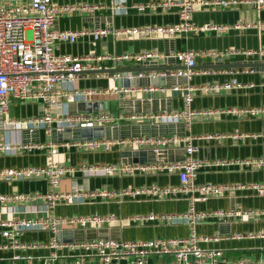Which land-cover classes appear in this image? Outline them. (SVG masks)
Returning <instances> with one entry per match:
<instances>
[{"label": "crops", "instance_id": "crops-1", "mask_svg": "<svg viewBox=\"0 0 264 264\" xmlns=\"http://www.w3.org/2000/svg\"><path fill=\"white\" fill-rule=\"evenodd\" d=\"M57 4L88 3L102 5L93 12L62 15L56 18L54 28L81 30L85 34L77 37L74 42L61 41L57 43V54H70L87 57L89 55H115L121 53H138L141 51H159L167 58L148 60L147 63L135 61H119L103 59L93 61V68L83 69L73 82L79 88L94 89L96 94L84 101L69 103L71 112H81L82 102H108L111 113L176 111L183 108L185 86L198 87L205 83L224 82L236 78L239 86L231 89H221L216 92H203L193 89L190 103L195 111H212L211 114L197 116L189 126L184 122L161 123L123 122L113 134L107 132L105 138L112 139L132 135H172L185 134L192 136V143L197 147L194 156L205 159H223L236 161L229 166H204L198 170L194 179L196 185L203 183L228 184L232 189L219 197H209L194 203L198 211L227 210H257L259 214L243 217L222 219L208 217L199 222L195 231L199 237L198 244L204 249L220 250L218 264H234L238 260L264 262V194H258L251 184L264 182V164L253 167L241 164L239 161L248 158L264 157V112L256 116L243 115L232 111L251 107H264V54L246 53L248 50L264 48V29L258 23L264 22V9H258L254 4L237 3L228 7L203 5L197 7L191 14L190 27H183L175 34L139 36H116L113 30L124 27L170 26L182 24L179 7L159 6L155 10L138 11L132 5L140 2H157L164 0H125L127 9L116 13L109 8L112 0H52ZM209 1V0H205ZM212 25H226L224 31L210 28ZM108 29L103 37L93 38L92 31ZM112 30V31H111ZM179 50H192L195 56L194 73L190 78L185 76L163 75L165 84L159 86L143 85L139 92L125 94L113 91L117 86V74L107 72L116 66L146 67L168 66L177 67L181 63L171 56ZM224 52L225 55H213L210 52ZM86 63V62H85ZM229 65V66H223ZM171 70H166L170 72ZM226 71V72H225ZM232 71V72H230ZM238 71V72H235ZM154 71H144L143 76H151ZM156 72H161L157 70ZM180 85L179 90L171 89ZM163 87V89H160ZM137 88V87H135ZM40 104L25 102L14 96L9 98L8 116L11 118H27L40 113ZM58 132L54 129L48 136L43 129L32 132L25 127L15 129H0L1 135L7 139H19L25 142H44L47 139L60 144L54 160L69 167L91 164L110 163H140L132 161L123 153L132 149L114 147L110 150H87L74 146H63V140H58ZM67 141L72 133L63 134ZM148 151L147 162L176 161L185 157L182 145L162 149L159 153ZM45 163L44 150L22 151L18 154H0V168H21L26 166H42ZM177 174L167 172H145L133 175H86L80 171L66 173L61 179L57 190L68 191L75 185L86 190L142 188L151 185H178ZM47 191L46 179L32 177L25 180H0V193L12 192L36 194ZM197 194V193H196ZM187 194H180L176 199L158 200L149 195L139 194L136 197L123 196L107 198L96 196L86 198L83 202L57 203L50 215L53 217H69L75 215H112L117 222L88 226L86 228L62 226L57 242L67 243L72 239H84L87 235L100 236L95 238H112L123 240H147L155 237H185L189 234V225L183 220L167 221H135L130 217L154 213L179 214L188 208ZM29 208V210L26 209ZM13 204H0V220L9 218L44 217V203L41 200H31L17 206L13 212ZM0 227V231H1ZM241 235V236H240ZM53 233L47 229L26 230L15 240L19 243L44 244L21 249L13 246V238H5L0 233V264H27L28 259L13 260L15 254L30 256L33 264H42L43 257L56 252L55 264H73V254L67 248L55 249L50 246ZM57 237V236H55ZM172 256L153 254L147 258L146 264H171ZM87 264H96L94 259ZM111 264H127L125 259L114 260Z\"/></svg>", "mask_w": 264, "mask_h": 264}, {"label": "built area", "instance_id": "built-area-1", "mask_svg": "<svg viewBox=\"0 0 264 264\" xmlns=\"http://www.w3.org/2000/svg\"><path fill=\"white\" fill-rule=\"evenodd\" d=\"M239 3L254 4L258 9H264V0H164L157 2H140L132 5L138 11L145 9L155 10L159 6L179 7V15L182 24L170 26H142L124 27L113 30L116 36H139L147 37L153 35H172L183 27H190L192 12L199 6L228 7ZM102 5L96 4H57L52 0H0V129H15L25 127L32 132L35 129H43L50 136L54 129L82 128L97 126H118L123 122H152L179 123L184 122L189 126L197 114L207 115L212 111H195L191 109L190 103L193 98V89L203 92H216L221 89H231L239 86L237 79L231 78L224 82H213L199 85L198 87L185 86L183 95V108L176 111H149V112H126L119 111H92L90 113H70L69 103L84 101L85 98L97 93L94 89L79 88L73 84L79 73L85 68H93L92 62L109 58L116 62L135 61L145 63L148 60H162L167 58L159 51H141L138 53H121L115 55H89L87 57L73 56L70 54H57L55 51L57 43L61 41L74 42L75 39L85 31L56 29L54 23L57 17L62 15H73L76 13L93 12ZM109 8L116 13H122L127 9L125 0H112ZM259 28L264 29V22L258 23ZM210 28L224 31L226 25H212ZM112 31V30H111ZM110 30L98 29L92 31L93 38L98 39L106 35ZM246 53L264 54V48L259 50H248ZM210 54L224 52L215 51ZM197 52L192 50H179L171 56L184 65L185 69H175L170 72H152L151 76H185L190 78L194 73L195 56ZM86 62V63H85ZM226 72V71H225ZM232 72V71H230ZM238 72V71H235ZM142 75H144L142 73ZM180 85L171 87L179 90ZM142 88H120L113 93H135ZM160 89H163L161 87ZM14 96L25 102L35 101L40 104V113L27 118H11L8 116L9 98ZM236 113L256 116L264 112V107H251L244 109H233ZM189 135H138L126 138H92L73 139L62 143L63 146H74L75 148L87 150H110L114 147L120 149L149 150L159 153L162 149L182 145L185 157L176 161H155L150 163H110L91 164L69 167L54 160L58 153V143L47 139L44 142H25L19 139H7L0 133V154H18L22 151L44 150L45 163L42 166H26L21 168H0V180H25L32 177H43L46 179L47 191L36 194L12 192L0 193V204H13V212L17 213L19 204H26L31 200H41L44 203V217L9 218L0 220V233L2 237L13 238V246L21 249L33 246H44V244L19 243L16 236L26 230L47 229L53 233L50 246L55 249L67 248L69 251H77L73 254V264H87L91 259L96 264H111L114 260L125 259L127 264H146L147 258L153 254H167L172 256L171 264H218L221 256L220 250L204 249L198 244L199 237L195 227L203 219L217 217L230 219L257 215V210H227L218 209L214 211H198L194 203L197 200H206L209 197H219L232 189L228 184L203 183L196 185L194 179L198 170L204 166H229L236 161L223 159L205 160L194 156L197 147L192 143ZM241 164H250L258 167L264 164V157L248 158L239 161ZM73 171H80L86 175H133L145 172H167L178 175V185H151L142 188H128L123 190L101 189L86 190L75 185L68 191L57 190L60 179ZM253 189L260 195L264 194V182L251 184ZM197 193V194H196ZM139 194L149 195L158 200L176 199L180 194H187L188 208L184 213L141 214L130 217L135 221H160L169 222L176 220L185 221L190 228L185 237H155L147 240H123L112 238H94L83 241H72L67 243L57 242L56 233L62 226L86 228L104 223L117 222L112 215H75L69 217H53L49 213L52 208L60 202H83L86 198L102 196L107 198H120L123 196L136 197ZM29 210L28 207H26ZM241 236V235H240ZM264 236V235H263ZM13 260L28 259L27 264H33L30 256L15 254ZM56 252H51L43 257L42 264H55ZM16 264V263H13ZM232 264V263H231ZM234 264H264V262H252L238 260Z\"/></svg>", "mask_w": 264, "mask_h": 264}, {"label": "water", "instance_id": "water-1", "mask_svg": "<svg viewBox=\"0 0 264 264\" xmlns=\"http://www.w3.org/2000/svg\"><path fill=\"white\" fill-rule=\"evenodd\" d=\"M147 62H145L146 64ZM223 66H229V65H225L223 64ZM186 67L184 65H180L177 67H168V66H158V67H146L145 65H141V66H136V67H123V66H116L114 68H110L107 70V72H111L114 74H117V86L119 88H134V87H140L143 85H153V86H159V85H164L165 82V78H163L162 76H148L146 77L147 79L145 80L144 77H142V73L144 71H157V70H161V71H166V70H175V69H185ZM120 96H123V93H120ZM108 102H94V101H86V102H82V111L78 112V113H90L92 111H103V110H107L108 109ZM69 107V106H68ZM70 110V108H69ZM70 113H74L71 112ZM77 113V112H76ZM119 125L118 126H114V127H109V126H97V127H82V128H74V129H70V128H64L62 131L63 132H58V140H63V141H67L66 139H63L64 136L63 134H68V133H72L73 137L71 138V140L73 139H92V138H105L107 137L106 134L108 131H110L111 134H113L114 132L117 131ZM179 135H185V134H179ZM132 136H138V135H132ZM132 136H120L119 138H126V137H132ZM106 139H110V138H106ZM112 139H115L114 136ZM126 157L128 158H132V161L134 162H147V155H148V151L141 149V150H130V151H126L123 153ZM59 235L60 233L57 232L56 233V240H59ZM95 237H100V236H94ZM93 238L90 235H87L86 237H84V239H72L69 240L68 242H72V241H83L86 239H91ZM106 238V237H103Z\"/></svg>", "mask_w": 264, "mask_h": 264}]
</instances>
